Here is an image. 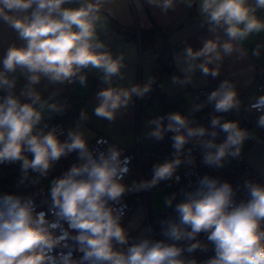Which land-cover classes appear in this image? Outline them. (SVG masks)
I'll return each instance as SVG.
<instances>
[{
    "label": "clouds",
    "instance_id": "9594fccd",
    "mask_svg": "<svg viewBox=\"0 0 264 264\" xmlns=\"http://www.w3.org/2000/svg\"><path fill=\"white\" fill-rule=\"evenodd\" d=\"M72 2L0 0V20L25 42L23 46L10 45L0 61V90H7L0 98V164L19 162L22 176L18 183L23 184L29 171L47 176L54 163L70 153L76 152L80 161L52 181L49 211L55 217L53 220L46 218L47 213L37 211L31 198L15 193L0 195V264H264V185L250 180L244 185L249 198L237 203L231 183L205 176L194 191L185 193L183 201L175 205L177 219L163 222L165 239L142 238L127 251L116 247L129 242V234L121 223L126 207L120 204L121 198L129 191L154 188L174 176L179 181L176 173L182 160L177 155L154 165L150 181L133 182L129 187L123 180L129 172L130 157L121 160V149L114 145H109L106 151L90 148L79 126L68 130L64 140L55 127L46 132L43 128L37 131L45 107L55 113L64 107L42 101L41 93L34 87L42 78L51 84H71L75 78L85 85L84 69L100 70L101 80L109 86L97 92L99 103L93 114L109 122L116 119L121 109L126 110L134 103L133 97L143 99L155 83V79L149 78L146 83L127 88L111 86L113 77L123 79V57L113 58L110 52L104 51L105 45L96 34L99 14L108 0H81L79 7H65ZM147 2L164 13L174 10L177 4V0ZM179 2L192 7L195 0ZM258 9H264V0H199L202 26L206 24L213 33L222 29L228 39L221 42L217 36L207 39L199 50L185 48L186 61L202 59L199 64L188 63L181 71L192 73L199 68L203 75L217 77L226 56L234 52L240 57L247 55L236 42L264 32V19L255 14ZM253 55H260L259 48ZM18 69L27 81L19 96L11 91L16 87L17 78L9 75ZM191 79V76L179 79L173 75L172 83L185 84ZM21 96L26 102L21 101ZM207 101L214 102L217 113L238 110L242 103L235 85L228 80L211 91ZM202 107L198 105L197 110ZM250 108L264 113V95ZM87 119V114L81 111L80 120ZM163 119L156 117L149 121L156 128L148 135L159 141L163 140L165 131L174 133L172 147L177 154L190 138L204 137L208 132L204 126L190 127L188 117L180 112L168 114L166 128ZM221 121V117L215 116L211 126L213 129L219 126L227 134L222 143L217 144L214 139L200 141L204 148L216 149L206 152L203 160L218 168L224 166L228 156L239 158L245 141L252 138L239 121ZM257 127L264 128V114L259 116ZM216 135V131L211 132L213 138ZM97 144H107V141L98 140ZM173 199L174 196L165 198L166 206L171 207ZM63 223L75 232L74 236H69ZM56 230L60 231L59 236L55 235ZM201 233L207 234L214 255L205 261L185 258V251L191 254L207 250V245L197 239ZM69 238L82 253L79 261L73 259L72 250L54 254L57 247L69 248ZM182 241L194 242L182 245Z\"/></svg>",
    "mask_w": 264,
    "mask_h": 264
},
{
    "label": "crops",
    "instance_id": "0c3cea01",
    "mask_svg": "<svg viewBox=\"0 0 264 264\" xmlns=\"http://www.w3.org/2000/svg\"><path fill=\"white\" fill-rule=\"evenodd\" d=\"M80 3L81 0H73L65 7H79ZM198 3L199 0H195L192 7H187L177 0L175 9L164 13L159 7L149 5L147 0H108L99 14L101 19L96 25V34L99 41L105 45V51L110 52L113 58L123 57V67L121 68L123 79L113 77L111 86L127 88L133 84L146 83L151 78L153 52L149 48L141 46L138 31L140 29L150 30L153 26L165 30L166 42L177 46L171 58L174 73L166 74L156 90L152 87V96L145 115L137 114L135 105L138 97H133L134 103L130 104L126 110L121 109L116 119L109 122L93 114L95 106L99 103L97 92L109 85L104 84L101 80L103 73L100 70L84 69L82 74L87 77L86 84L81 85L74 78V83L70 86L71 92L81 98L82 102L66 118L68 129L76 130L79 126V130L84 132L88 143L97 135H103L119 147L131 149L137 141L146 145L150 137L148 133L156 128V125L150 124L148 129L142 131L140 122L142 115L148 118L150 116L147 114L151 111L155 115L165 113L168 116L170 112H180L189 116L194 109L193 90L195 88L208 84H215L219 87L222 81L228 80L235 85L241 101L257 100L258 97L264 95V90L258 88V76L259 74L264 75V32L253 33L243 42H236L247 55L240 57L238 53L234 52L231 56H226L220 63L219 76L217 77L205 76L199 68L192 73L181 71L187 67L188 63L199 64L202 59H197L194 62L186 61L184 58L185 48L191 46L194 50H199L207 39H215L217 36L221 38V42L228 39L222 29L213 33L208 30L206 24L202 26L203 17L198 12ZM255 14L264 19V9H258ZM116 27L128 28V31L113 34L112 31ZM24 43L7 23L0 20V61L10 45L23 46ZM257 48H259V56L253 55V51ZM0 69H2V63H0ZM9 75L17 78L16 87L11 91L19 96L21 89L27 83L26 78L19 69L16 73ZM173 75L179 79L191 76L192 79L189 83L173 84ZM62 85L51 84L47 79L42 78L40 84L34 87L41 93L42 101L50 104ZM0 91L4 95L7 93L6 89ZM177 97L179 100L171 105L169 101ZM20 99L22 102H26L23 96ZM37 107L39 108V105ZM42 111L43 119H46L50 110L45 107ZM81 111L87 114V120H80ZM150 120H153V117H150ZM241 155L255 171L264 175V140H246ZM166 188L168 190L169 187L166 186ZM124 227L133 239L132 244L142 238L157 240L155 237L157 219L154 220V224L150 219L147 221L144 206L137 205L133 208Z\"/></svg>",
    "mask_w": 264,
    "mask_h": 264
},
{
    "label": "built area",
    "instance_id": "2783aa9c",
    "mask_svg": "<svg viewBox=\"0 0 264 264\" xmlns=\"http://www.w3.org/2000/svg\"><path fill=\"white\" fill-rule=\"evenodd\" d=\"M156 33L162 36L163 41L166 43L167 47L164 52V59L167 61L168 65L172 68L171 58L173 53L175 52L177 46L168 44L165 40V30L154 27ZM122 31L120 28H114L112 33ZM105 51V48L103 49ZM172 73L173 68H172ZM259 86L260 90H264V75L259 74ZM74 83V82H73ZM64 83L58 94L51 100V103H56L58 105H62L63 111L59 113H55L50 111L49 116L46 119H43L41 124L38 126L37 131L41 128L44 131L51 130L53 127L56 128L57 134L59 135L61 140L67 138L68 127L66 124V118L72 113L73 109L79 105L82 100L81 98L74 95L70 86L73 84ZM218 88L215 84H208L199 88H195L193 90L194 97V109L193 112L186 116L188 117L190 127H199L204 126L208 129V132L204 137H193L190 138L188 144L185 145V148L181 153L177 154L175 149L172 147L173 141L172 136L174 133L172 132H164L163 140H156L154 137H149L147 140V144L137 141L135 146L131 149H124L116 145L109 138L103 135H97L93 140L89 142V147L92 149L99 150H107L109 145H114L117 148L122 150L121 160L124 157H130V162L128 164L129 172L124 176L123 183L127 184L129 187L132 186L133 182H141V181H150L153 176V166L162 163L165 160L176 158L178 155L182 160L181 165L177 169L176 175L180 177L179 181L175 179V176L166 181L159 182L154 188L140 190V191H129L127 192L120 201L121 205H126L123 209L124 215L122 216L121 223L123 226L129 220V217L132 213V210L135 206L141 205L145 208L146 219L149 221V213L147 209V195L161 187L162 185H166L171 189L172 195L175 197L173 199V205L170 209L164 211L159 214L157 219V227L155 232V237L157 240L165 239L162 235L163 229L166 225L163 224L164 221L172 219L176 220L178 214L174 211V207L177 203H180L185 198V193L194 191L199 186V181L208 176L211 179H217L221 183L229 182L232 184L235 200L239 203L241 200H247L248 194L247 190L244 187L245 182L250 180L254 183H260L264 185V175H261L257 171H255L240 155L239 158L233 159L230 158L228 163H224L222 168H218L215 166H210L204 163L203 157L206 152L211 151L215 152L216 149H207L204 148L200 141L213 140L215 143H222L227 134L223 133L219 126L215 129L211 126V119L215 116H219L227 120H236L239 121L240 126L242 128L248 129L252 134V138L250 137L247 141H253L255 139L264 140V128L257 127L258 118L262 112L256 111L250 108V105L255 103L256 100L252 101H241L240 108L233 109L227 113H217L214 111V102L209 103L207 101V96L211 91ZM4 94L0 91V98H2ZM152 93L149 92L145 95L143 99L137 98V103L135 108L137 110V114H146L147 106L150 103ZM179 100V97L173 98L169 101L171 105L175 104ZM198 105H203L202 108L197 110ZM156 117H163L162 124L166 128L168 124V116L165 113L156 114L153 119ZM47 125V127H45ZM216 131L217 135L213 138L211 136V132ZM98 140L107 141V144H97ZM189 149H191V153H189ZM232 149H229V151ZM95 155V153H93ZM191 160V163L189 162ZM80 163L77 159V153L73 152L68 154L65 157H62L60 161L55 162L54 166L50 169L47 176H39L37 173L29 171L27 174V179L23 184L18 183L21 179L22 173L20 169L19 162L15 164H0V195L4 193H15L22 195L26 198H31L34 200L37 211H43L47 213V219L53 220L55 217L49 211L51 205V197H50V187L49 183L52 184L54 178L61 176L65 171H67L72 164ZM119 207V205H116ZM262 226H264V222H262ZM63 228L68 230V225L63 223ZM69 231V236H74L75 232L72 230ZM55 235L59 236L60 231L56 230ZM197 239H199L203 244L207 245L206 251L197 250L194 253H188L185 251V258H195L197 261H205L211 256L214 255L213 245L207 240V234L201 233ZM133 239L129 236L128 244L123 246L116 245L117 248H120L122 251H127V248L132 244ZM171 242V241H169ZM194 241H182L180 242L182 245H186L192 243ZM69 248L57 247L54 250L55 253L60 252H68L72 250L73 259L79 261L82 253L77 251V245L75 242L69 238L67 241Z\"/></svg>",
    "mask_w": 264,
    "mask_h": 264
},
{
    "label": "trees",
    "instance_id": "16d2710c",
    "mask_svg": "<svg viewBox=\"0 0 264 264\" xmlns=\"http://www.w3.org/2000/svg\"><path fill=\"white\" fill-rule=\"evenodd\" d=\"M154 27L155 26H153L150 30L140 29L138 31V36L141 46L149 48L153 52V59L151 62V78L155 79L153 88L156 90L162 78L166 74L172 73V68L168 65L163 56L167 45L163 41L162 36L156 33ZM120 29L122 32L128 31V28Z\"/></svg>",
    "mask_w": 264,
    "mask_h": 264
},
{
    "label": "rangeland",
    "instance_id": "374dc122",
    "mask_svg": "<svg viewBox=\"0 0 264 264\" xmlns=\"http://www.w3.org/2000/svg\"><path fill=\"white\" fill-rule=\"evenodd\" d=\"M151 118L155 116L151 111L148 112L147 114ZM150 117L145 118V116H141L140 122H141V130L145 131L146 128L148 129L150 127L149 121ZM154 125V124H153ZM155 126V125H154ZM152 127V125H151ZM153 129V127H152ZM231 151V150H230ZM231 156H228L225 158L224 163H228L230 161ZM48 185H51L50 183ZM167 197H173L172 193L167 190L166 185H162L161 187L151 191L147 195V209L149 213V219L154 224V220L156 221V217L163 213L164 211L170 209L171 207L166 206L165 204V198ZM173 202V201H172ZM173 205V203H172Z\"/></svg>",
    "mask_w": 264,
    "mask_h": 264
},
{
    "label": "water",
    "instance_id": "95a60500",
    "mask_svg": "<svg viewBox=\"0 0 264 264\" xmlns=\"http://www.w3.org/2000/svg\"><path fill=\"white\" fill-rule=\"evenodd\" d=\"M169 191H171L169 188H168Z\"/></svg>",
    "mask_w": 264,
    "mask_h": 264
}]
</instances>
